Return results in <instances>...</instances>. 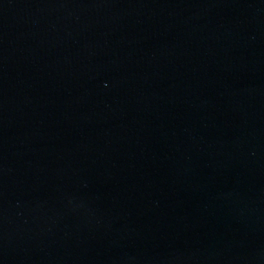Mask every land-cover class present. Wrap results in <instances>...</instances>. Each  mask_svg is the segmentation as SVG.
Segmentation results:
<instances>
[{"label": "water", "instance_id": "water-1", "mask_svg": "<svg viewBox=\"0 0 264 264\" xmlns=\"http://www.w3.org/2000/svg\"><path fill=\"white\" fill-rule=\"evenodd\" d=\"M0 264H264V0H0Z\"/></svg>", "mask_w": 264, "mask_h": 264}]
</instances>
